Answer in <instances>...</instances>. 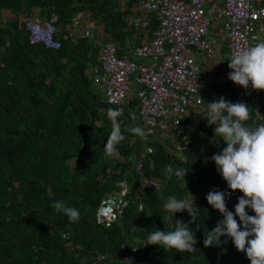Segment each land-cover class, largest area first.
<instances>
[{
    "label": "trees",
    "instance_id": "16d2710c",
    "mask_svg": "<svg viewBox=\"0 0 264 264\" xmlns=\"http://www.w3.org/2000/svg\"><path fill=\"white\" fill-rule=\"evenodd\" d=\"M134 3L0 0V9L18 13L23 6H38L46 17L56 13L62 30L78 13L90 12L109 34L106 39L114 41L121 52L128 42H139V30L126 21L128 14H136ZM156 24L152 19L145 29L152 30ZM98 52L88 39L77 45L63 41L58 50L30 44L20 21L9 26L0 23V264H86L101 252L119 261L135 245L140 251L131 264H250L227 236L221 237L219 246L203 243L205 231L223 219L208 204L207 193L231 191L210 159L224 147L214 137L215 125L203 119L211 94L204 97L205 109L197 121L169 128L177 143L163 133L145 142L126 130L143 128L142 121L130 116L137 109V99L131 95L120 108L114 107L93 83L88 70L98 63ZM221 96L252 107L249 126L254 124L255 110L264 111V91L245 92L237 86L230 95L220 92L215 100ZM109 108L122 110L118 121L126 137L117 145L119 154L112 157L104 154L111 132ZM167 165L188 169L186 181L174 174L169 177ZM153 178L157 186L149 184ZM117 194L126 205L121 211L114 209L116 216L107 225L105 218L98 219V211ZM242 195L232 192L227 201L230 211H235ZM170 196L198 211L197 221L190 224L198 241L194 252H166L158 245H147L148 235L156 228L169 231L175 229L177 220L191 221L187 211L173 214L164 209ZM56 200L79 209L78 222L55 212L50 205ZM63 231L82 248L68 249Z\"/></svg>",
    "mask_w": 264,
    "mask_h": 264
},
{
    "label": "built area",
    "instance_id": "2783aa9c",
    "mask_svg": "<svg viewBox=\"0 0 264 264\" xmlns=\"http://www.w3.org/2000/svg\"><path fill=\"white\" fill-rule=\"evenodd\" d=\"M135 10L136 14L126 16L129 26L148 25L152 14L157 25L145 41L128 43L121 52L114 41L95 36L90 27L76 31L67 26L62 30L56 13L27 17L24 25L30 44L48 49L58 50L66 40L77 45L88 39L97 45L98 63L88 73L109 105L120 108L131 95L137 99V109L130 116L142 121L145 142L185 121H197L196 115L204 111L202 65L194 52L213 55L217 39L210 33H215V26L227 39L229 58L236 51L264 42V0H136ZM227 71L232 70L227 67ZM255 112L253 127L264 123V111ZM149 184L157 186L158 181L153 178ZM124 205L121 197L119 211ZM115 216L113 212L105 218L107 225ZM62 237L68 249L82 248L68 231H63ZM133 248L119 261L101 252L86 264H131L140 251L137 245Z\"/></svg>",
    "mask_w": 264,
    "mask_h": 264
},
{
    "label": "clouds",
    "instance_id": "9594fccd",
    "mask_svg": "<svg viewBox=\"0 0 264 264\" xmlns=\"http://www.w3.org/2000/svg\"><path fill=\"white\" fill-rule=\"evenodd\" d=\"M229 61L228 67L232 71L228 73V79L246 90L251 87L254 91H264V42L232 53ZM251 108L244 102L227 101L223 96L207 102L203 119L209 126L215 125L214 137L218 138L216 141L219 143L222 140L224 145L222 151L210 159L215 162L217 172L231 191L213 189L207 193L208 204L218 210L223 219L217 222L214 229L205 231L203 243L205 247L219 246L221 237L227 236L239 252L246 254L250 264H264V124L253 127L246 123L251 118ZM121 114V109L107 110L111 132L104 146L106 157L118 155L117 145L126 138L118 121ZM126 130L140 138L147 136L140 126H130ZM165 171L169 177L174 174L186 181L189 170L183 167L174 169L172 165H167ZM237 190L243 195L233 212L228 209L227 201L232 192ZM50 206L55 212L66 215L70 222L75 223L80 219L79 209L66 205L62 200L53 201ZM163 207L173 214L187 211L191 221L185 223L177 220L174 230L156 228L148 235L147 245H158L166 252L171 249L180 253L196 251L198 241L190 224L197 221V209L176 196L168 197ZM247 209H251L255 215H249Z\"/></svg>",
    "mask_w": 264,
    "mask_h": 264
},
{
    "label": "crops",
    "instance_id": "0c3cea01",
    "mask_svg": "<svg viewBox=\"0 0 264 264\" xmlns=\"http://www.w3.org/2000/svg\"><path fill=\"white\" fill-rule=\"evenodd\" d=\"M130 1L131 0H128V1L124 0V2H130ZM133 9H134V13H136L135 3L133 4ZM18 11L19 12L17 13L15 11H13L11 8H7V7L0 9V23H1V25L2 26H9L13 21H16V20H18L22 24H24V21L27 17L34 16V15L45 16L41 12V10L38 6H34V7L23 6L20 9H18ZM152 19H156V21H157L155 14H152ZM68 26L71 27L72 29L76 30V31H81L87 27H90L95 36H99V37L104 38V39L109 37V34L104 31L103 25L99 24L96 21L95 16L93 14H91L90 12L78 13L76 16L73 17L71 24ZM145 27H147V25H142L139 28L134 27L135 29L139 30L138 36L136 38L139 41L138 43L145 41L148 38V35L154 29L153 28L152 30L151 29L148 30V29H145ZM143 29H145V31ZM214 32L217 34H215L213 32L210 33L211 36L215 35V37L217 39V44L215 46L213 55L205 56L201 52H194L195 58L202 65V74L200 77V86H201V80L205 76L207 78V83L210 85L215 84V82L216 83L217 82H225L226 83L227 80H229L230 87L234 88L236 84L234 82H232L230 79H228V75L227 76L224 75V72H226L228 74L227 67L229 64L227 39H226L224 33L220 30V27L215 26ZM144 34L147 35V38H145V40L142 38L144 36ZM263 39H264V35H263ZM220 40L223 41L225 44H223V43L221 44ZM133 42H135V41H131L128 43H133ZM216 51H219V53H220V54L218 53V57H214V54ZM224 59L227 60V64L223 68L224 69V72H223L220 68V63H221V60H224ZM210 91L212 92L211 89H210ZM202 95H203V93H202ZM203 97H204V95H203Z\"/></svg>",
    "mask_w": 264,
    "mask_h": 264
},
{
    "label": "rangeland",
    "instance_id": "374dc122",
    "mask_svg": "<svg viewBox=\"0 0 264 264\" xmlns=\"http://www.w3.org/2000/svg\"><path fill=\"white\" fill-rule=\"evenodd\" d=\"M144 31H145V29H143ZM144 40H145V38H147V35H145L144 34V36L142 37ZM220 43L222 44H225L223 41H221L220 40ZM218 53H219V51H216L215 52V54H214V57H218ZM220 54V53H219ZM226 64H227V60L226 59H224V60H221V63H220V68H221V70L224 72V67L226 66ZM224 75L225 76H227L228 74L226 73V72H224ZM230 82H229V80H227V82L225 83V82H215V84H213V85H210V84H208L207 83V78L204 76L203 78H202V80H201V91H202V93H203V95H204V97H206V95H210V94H212L211 95V99H210V101L209 102H212V101H215V99L217 98V96L219 95V93L220 92H225L226 93V95H230L231 94V87H230ZM213 86V87H212ZM210 89L212 90V92L210 91ZM241 100V99H240ZM196 116H198L199 117V115H196ZM163 135L165 136V137H168V139L170 140V141H172L173 143H177L176 142V139H175V137H174V135H173V132H172V129H169V130H167V131H165L164 133H163ZM177 154L179 155L180 153L179 152H177ZM121 195H118L117 194V196L116 197H111V198H113L114 199V202H113V204H112V207H113V209H115V208H118L119 207V202H120V199H121ZM114 212V210L112 211V212H110L107 216H104V218H108L110 215H111V213H113Z\"/></svg>",
    "mask_w": 264,
    "mask_h": 264
},
{
    "label": "water",
    "instance_id": "95a60500",
    "mask_svg": "<svg viewBox=\"0 0 264 264\" xmlns=\"http://www.w3.org/2000/svg\"><path fill=\"white\" fill-rule=\"evenodd\" d=\"M114 202L113 198L107 199V202L102 204L98 211V219L100 221L104 220V216H107L110 212H112L114 209L112 207V204Z\"/></svg>",
    "mask_w": 264,
    "mask_h": 264
}]
</instances>
